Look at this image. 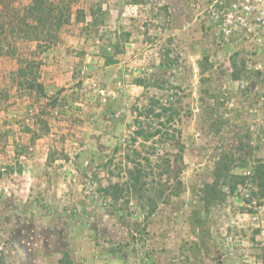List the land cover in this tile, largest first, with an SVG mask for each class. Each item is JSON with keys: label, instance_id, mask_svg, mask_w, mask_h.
I'll return each mask as SVG.
<instances>
[{"label": "rangeland", "instance_id": "1", "mask_svg": "<svg viewBox=\"0 0 264 264\" xmlns=\"http://www.w3.org/2000/svg\"><path fill=\"white\" fill-rule=\"evenodd\" d=\"M69 1L59 44H19L42 62L44 97L18 88L16 58L0 56V264H264V199L251 180L223 201L206 193L221 156L239 175L264 160L263 48L221 37L212 6L222 0ZM98 5L103 23L90 27ZM167 51L177 63L164 67ZM154 98L176 103L184 152L135 146L171 160L156 186L170 195L147 221L135 198L113 205L100 187L119 181L104 165L126 164L133 109Z\"/></svg>", "mask_w": 264, "mask_h": 264}, {"label": "trees", "instance_id": "2", "mask_svg": "<svg viewBox=\"0 0 264 264\" xmlns=\"http://www.w3.org/2000/svg\"><path fill=\"white\" fill-rule=\"evenodd\" d=\"M134 4L141 5L143 3L136 1ZM101 12L102 6L98 5L91 15L92 21L88 26L96 27L103 23L97 17ZM73 15V3L69 0H32L23 8H18L11 0H0V56L16 58L18 68L12 74V78L18 88L31 95H39L40 98L45 96L44 85L39 80L41 60L36 56V52L30 56L20 54L19 44L35 43L37 51L45 52L60 43L61 33L66 26L72 23ZM75 17L77 23L86 22L84 10L78 9ZM123 36L124 42L128 43L130 34L126 33ZM114 49L118 54H121L122 46L119 43L114 45ZM170 55L171 51H167L168 60L166 63L162 62L161 66H171L177 63L175 59H169ZM105 60L108 64L117 63L114 56H105ZM243 67H246L244 61ZM256 75H259V72ZM137 84L143 88L153 86L141 80ZM175 104L166 105L154 98L143 108L134 107L135 130L130 137L133 147L132 155H126L125 165L121 162L116 166L114 160H110L104 165L106 168L113 166L115 171L119 172V181L116 183L110 181L107 187H100L101 193L113 205H117L121 201L129 204L130 199L135 198L139 201L142 209L147 211V221L157 211L159 202L170 195L167 194L169 188H165L163 184L160 185L161 188L156 186L162 183L164 175L170 174L171 160L167 157L168 151L159 155L156 147H153V153L145 154L135 146L142 141L141 146L149 148L146 146L147 144L157 142L156 144H161L163 147L176 149L178 151L175 155L176 158L183 160L182 130L177 127L178 124H181L182 117ZM155 155L161 165L153 160L152 156ZM236 168L237 166L232 164V159L230 160L227 155L221 156L217 160L214 182L207 185L206 188L208 197L223 201L227 195L225 189L229 190V194H234L238 186L246 185L250 179L256 189L253 191V195L257 196L259 200L264 199V160L258 161L249 175L236 174L234 172ZM123 176H125V180L121 181ZM178 185H181L180 181H178ZM143 232L148 234L146 226H144Z\"/></svg>", "mask_w": 264, "mask_h": 264}, {"label": "built area", "instance_id": "3", "mask_svg": "<svg viewBox=\"0 0 264 264\" xmlns=\"http://www.w3.org/2000/svg\"><path fill=\"white\" fill-rule=\"evenodd\" d=\"M212 8L223 39L247 40L264 51V0H222L216 1Z\"/></svg>", "mask_w": 264, "mask_h": 264}]
</instances>
